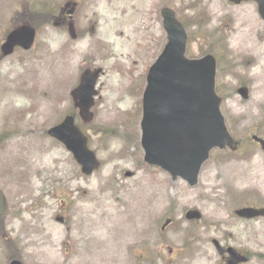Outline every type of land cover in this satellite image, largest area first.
Instances as JSON below:
<instances>
[{
	"label": "rangeland",
	"instance_id": "rangeland-1",
	"mask_svg": "<svg viewBox=\"0 0 264 264\" xmlns=\"http://www.w3.org/2000/svg\"><path fill=\"white\" fill-rule=\"evenodd\" d=\"M69 1L77 37L47 23L30 50L0 58V264H216L212 238L247 251L246 264H264V219L234 215L264 201L263 151L250 142L214 151L195 185L173 180L143 160L138 95L166 42L160 11L170 7L189 33V57H219L217 91L234 137L248 141L255 126L264 136L257 3L0 0V44L20 21H34L37 9L57 15ZM96 67L102 73L87 122L74 107V89L83 70ZM70 112L101 160L91 176L46 134ZM192 209L199 221L185 218Z\"/></svg>",
	"mask_w": 264,
	"mask_h": 264
},
{
	"label": "water",
	"instance_id": "water-1",
	"mask_svg": "<svg viewBox=\"0 0 264 264\" xmlns=\"http://www.w3.org/2000/svg\"><path fill=\"white\" fill-rule=\"evenodd\" d=\"M233 3L256 1L258 12L264 20V0H229ZM162 25L167 42L155 62L149 67L146 85L142 94L141 146L144 161L168 172L189 185L198 182L202 164L213 148L229 146L236 148L220 111L221 98L215 92L216 60L211 54L200 58H188L187 34L183 24L170 7L161 10ZM74 37V29L69 28ZM35 38V28L21 25L10 31L1 45L4 55L13 52L16 46L29 49ZM101 68L85 70L75 96L80 115L92 119L90 108L94 104L96 80ZM244 95V91H242ZM48 135L61 142L80 166L82 174L89 176L100 166L96 153L88 146V137L76 124L72 115L47 130ZM264 151V139L252 137ZM235 214L243 218L264 217L261 208L243 207ZM187 219H199L198 211L190 210ZM219 253L223 252L217 240H213ZM227 264H239L247 257L233 247L226 249ZM9 264H24L13 259Z\"/></svg>",
	"mask_w": 264,
	"mask_h": 264
},
{
	"label": "flooded vegetation",
	"instance_id": "flooded-vegetation-1",
	"mask_svg": "<svg viewBox=\"0 0 264 264\" xmlns=\"http://www.w3.org/2000/svg\"><path fill=\"white\" fill-rule=\"evenodd\" d=\"M242 3V2H241ZM73 18L74 17H70V19H71V22H72V24H73V26H74V30H75V33H76V36L75 37H77L79 34V32H78V30L76 29V27H75V25H74V22H73ZM61 22L63 23L64 22V19H62L61 20ZM56 26H61V24H57ZM61 27H65V25H64V23L62 24V26ZM37 30V29H36ZM37 34H38V30L36 31V36H37ZM33 47V46H32ZM17 50H23V49H21V48H19V47H15L14 48V51L13 52H15V51H17ZM1 53V55H0V58H4L5 56H3V54H2V52H0ZM214 57H215V60H216V76H217V72H218V70H220L219 68H218V65H219V57L218 56H216V55H214ZM155 59H156V57H155ZM154 59V60H155ZM153 60V61H154ZM218 89V87H217V85H216V90ZM138 90H139V88H138ZM238 91H239V93L242 95V96H245V94H246V91H248V88L246 87V86H244V85H241L239 88H238ZM242 91H244V95L242 94ZM218 92V91H217ZM219 94V93H218ZM138 95H140L139 93H138ZM141 98H142V95H141ZM74 102V101H73ZM223 114V113H222ZM224 116V115H223ZM225 118V117H224ZM225 122H226V120H225ZM226 125H227V123H226ZM227 129H228V131H229V133H230V135L232 136V138H233V142H234V145H236V148L233 150L232 148H230V147H228V146H225L223 149H225V148H229L230 150H232V151H236V150H238V149H242L243 147H241L242 145H241V143H245V142H250V143H252V144H254V146H257L259 149H261L262 150V148H261V146L259 145V143H257V141H255L252 137L255 135V136H258L259 138L260 137H264V136H261V135H259L258 134V126H255V128H254V132H252V133H250V137L248 138V141H242V140H240L239 138H235L234 137V135L232 134V132L230 131V129H229V127H228V125H227ZM263 151V150H262ZM263 153H264V151H263ZM211 155H212V152H211V154H210V156H209V158H211ZM208 158V159H209ZM205 164V163H204ZM246 205V204H245ZM264 205V201L263 202H261V203H259V204H257V205H254V206H256V207H262ZM242 206H244V205H242ZM239 218V217H238ZM239 219H241L242 221H244V222H247L248 220H246V219H242V218H239ZM264 218L263 217H256V218H254V219H250V220H255V221H260V220H263ZM219 241V240H218ZM211 242H212V245H213V247L215 246L214 244H213V238L211 239ZM220 242V241H219ZM221 243V245L223 246V249L225 250V248L228 246V245H224L222 242H220ZM236 249H237V251L241 254V255H244V256H247L248 257V262L250 261V254L247 252V251H245V250H243V249H240V248H237V247H235ZM216 249V248H215ZM227 260H228V255H227V253L226 252H224V253H222V254H219V256H218V260L216 261V264H226L227 263ZM246 264V263H245Z\"/></svg>",
	"mask_w": 264,
	"mask_h": 264
},
{
	"label": "trees",
	"instance_id": "trees-1",
	"mask_svg": "<svg viewBox=\"0 0 264 264\" xmlns=\"http://www.w3.org/2000/svg\"><path fill=\"white\" fill-rule=\"evenodd\" d=\"M71 2V1H69ZM67 3V2H66ZM46 7H44L43 9H37L35 12H34V15H35V19L34 21L32 20L31 22H26V21H20L19 23H31V24H34L35 26L39 25V24H42V23H51L53 21V14H51L50 12H47ZM62 9V7L59 9V11ZM18 23V24H19ZM183 23V22H182ZM217 43V41H215V44ZM207 52H210V51H204L201 53L202 54H205ZM188 54V53H187ZM200 56V55H199ZM142 88L139 87V90H138V93L140 94ZM138 110L140 111V108H138Z\"/></svg>",
	"mask_w": 264,
	"mask_h": 264
}]
</instances>
